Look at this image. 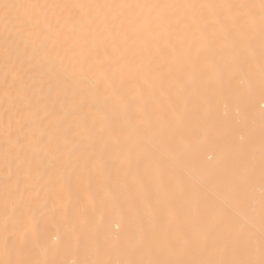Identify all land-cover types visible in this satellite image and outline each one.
<instances>
[{"label": "bare ground", "instance_id": "1", "mask_svg": "<svg viewBox=\"0 0 264 264\" xmlns=\"http://www.w3.org/2000/svg\"><path fill=\"white\" fill-rule=\"evenodd\" d=\"M0 264H264V0H0Z\"/></svg>", "mask_w": 264, "mask_h": 264}]
</instances>
